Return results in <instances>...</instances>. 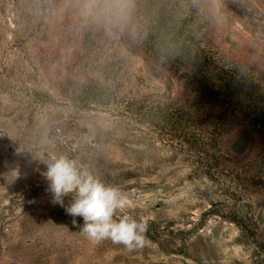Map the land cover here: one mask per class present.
<instances>
[{"label": "rangeland", "instance_id": "rangeland-1", "mask_svg": "<svg viewBox=\"0 0 264 264\" xmlns=\"http://www.w3.org/2000/svg\"><path fill=\"white\" fill-rule=\"evenodd\" d=\"M103 8L0 0V264H264V122L215 129L207 114L221 105L188 81L194 65L150 55L138 36L165 34L150 42L163 48L193 20L204 56L262 86L263 0ZM60 156L122 192L116 216L146 223L143 247L92 242L72 223L41 175Z\"/></svg>", "mask_w": 264, "mask_h": 264}, {"label": "trees", "instance_id": "trees-1", "mask_svg": "<svg viewBox=\"0 0 264 264\" xmlns=\"http://www.w3.org/2000/svg\"><path fill=\"white\" fill-rule=\"evenodd\" d=\"M190 24L191 26L188 29L170 34L167 39L169 44L163 48L152 45L150 42L157 35L165 34L150 30L144 34L139 33L138 36L142 40V45L146 47L148 45V48L151 49L150 55L158 59L165 57L173 59V61L178 60L177 62L184 64L185 68L189 65H194L191 71L193 74L188 75V81L192 83L200 82L201 84L203 80L204 84L202 87L207 93L208 101L214 99L216 103L221 105V108H213L210 115L207 114L211 119H214L212 121H215L213 123L215 129L216 123H219V130L225 127V131H229L230 126H235V124L239 125L240 128L250 127L252 130L257 128V125L264 122V85L259 86L257 84L258 79L252 76L251 73L242 75L230 67H216L217 64L213 57L204 56L202 53L201 42H197L201 34L196 31L194 21L192 20ZM195 42L198 45L192 44ZM198 51L202 53V57L197 59V61L194 59L191 62L193 55ZM204 52L206 51L204 50ZM206 66L208 68H205ZM199 99L201 102L202 97ZM213 114L214 117L212 116ZM172 127L174 128L173 132L187 137V139L188 137L190 138V133L193 134L189 128L179 121ZM252 130L249 131L253 132ZM196 136L194 135L193 137L197 140L198 137ZM241 137L236 135L232 139L228 138L227 141L233 145L240 143L242 147L246 143L240 142Z\"/></svg>", "mask_w": 264, "mask_h": 264}, {"label": "clouds", "instance_id": "clouds-1", "mask_svg": "<svg viewBox=\"0 0 264 264\" xmlns=\"http://www.w3.org/2000/svg\"><path fill=\"white\" fill-rule=\"evenodd\" d=\"M104 5L103 11L118 9L120 0H94ZM47 170L41 175L48 181V191L53 202L65 207L68 215L83 218L80 231L92 242L111 240L128 250L144 246L146 223L128 215L117 217L123 202L122 192L115 186L106 185L91 171L74 159L66 156L46 162ZM70 196V203L64 205V197Z\"/></svg>", "mask_w": 264, "mask_h": 264}]
</instances>
